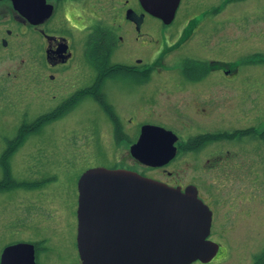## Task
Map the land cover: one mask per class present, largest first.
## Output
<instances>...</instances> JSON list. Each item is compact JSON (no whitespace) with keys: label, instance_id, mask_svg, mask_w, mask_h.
<instances>
[{"label":"flooded vegetation","instance_id":"1","mask_svg":"<svg viewBox=\"0 0 264 264\" xmlns=\"http://www.w3.org/2000/svg\"><path fill=\"white\" fill-rule=\"evenodd\" d=\"M236 2L244 4L237 5V9L231 7ZM16 6L25 12L28 9V15H23ZM178 12L185 20L176 37L175 33L165 39L152 37L147 17H154L168 26ZM118 18L124 22L120 26L124 35H116L111 26ZM173 38L175 46L166 49L165 43ZM126 39L131 46L126 52L131 62H112L114 51ZM187 42L191 49L184 53L180 50ZM262 42L264 0H178L173 19L168 23L149 13L139 0H0V66L10 61L6 68H0V118L5 125L9 116L14 122L10 123L14 127H6V133L0 138L3 144L0 148V192L16 194L22 188L35 190L49 184L47 177L27 180L14 174L20 164L18 152L31 139L41 134L49 135L53 124L76 118L75 111L86 103L94 104L106 115L109 123L102 126L110 125L116 154L122 142L128 143L130 154L135 140L110 100L108 86L100 83V71L87 56L91 44L102 45L109 65L123 66L122 73L142 84L149 81L152 66L147 64L139 49L148 50L151 55L163 51V56H168L169 50L181 52L178 55L182 60L180 71L190 83L178 85L174 92L176 118L182 128L196 121L209 123V129L184 139L175 134V154L167 164L188 153L213 147L208 150L203 165L214 169L229 153V149H222L227 145L235 152L256 156L258 164L264 166ZM85 60L92 70L85 69ZM33 102L38 106H33ZM101 127L95 123V140L100 136ZM139 134L140 130L136 140ZM97 147L104 146L98 142ZM40 151L35 148L29 153L33 161L25 167H36ZM167 164L145 166L164 168ZM96 166H88L80 172ZM101 166L132 170L114 162ZM81 173L71 187L72 196L67 197L62 190L55 196V206L42 208L46 211L0 217V264H82L77 243V181ZM138 173L181 189L195 186L199 199L211 211L207 236L211 240L215 215L210 207L213 198L208 193L203 195L191 180L184 181L168 171L167 176L149 175L145 170ZM224 196V203L233 201L230 196ZM9 247L14 248L5 251Z\"/></svg>","mask_w":264,"mask_h":264},{"label":"rangeland","instance_id":"2","mask_svg":"<svg viewBox=\"0 0 264 264\" xmlns=\"http://www.w3.org/2000/svg\"><path fill=\"white\" fill-rule=\"evenodd\" d=\"M243 4L236 2L232 3L231 7L236 8L237 5ZM117 9L121 11L120 7ZM184 20L185 16L181 12L176 14L173 22L168 26H163L154 17L146 18L147 26L155 39H165L170 33H175L176 37ZM123 23L118 18L111 25L116 35H124L120 31V26H123ZM174 38L171 41L167 40L166 49L175 46ZM261 46L264 47V42L261 43ZM130 49L129 40L126 39L114 51L112 62L125 64L131 62V59L126 55ZM189 49H191V44L187 42L180 51L188 53ZM180 51L169 50L168 56H163L165 54V52L162 53L163 51L151 55L148 50L139 49L138 52H141L140 54L147 64L152 66L149 81L143 84L122 72H116L109 78L106 77L104 84L110 90V100L116 105L120 118L124 120L125 127L128 132L132 133V138L135 141L143 125L162 127L182 139L209 129L207 128L209 123L198 124L196 121H192L182 128L176 118L178 109L173 103L175 101L174 92L178 85H189L190 83V80L185 78L180 71L182 62L181 57L178 56L181 54ZM230 53H232L231 46ZM174 55L177 56L174 57ZM229 57H232V54ZM81 58L79 56V59ZM7 61L2 63L3 66L0 68H6L10 64V61L8 64ZM85 64L87 71L92 70L87 61ZM261 67L263 71L260 72L264 73V65ZM35 101L37 100L35 99ZM32 105L38 106V103L33 102ZM74 114L76 117L74 119L53 124L49 135L41 134L35 137V140L31 139L23 144L18 152L20 164L14 174L20 179L27 180L47 177L50 182L45 187L43 186L44 188L35 190L22 188L16 194L9 191L0 192V217L3 214L46 211L42 208L55 206V196L62 190L67 197L72 196L71 187H74L78 174L84 168L114 162L116 165H127L137 172L145 170L147 174L154 176L158 173L167 176L166 172L168 171L184 181L191 180L202 193L204 192L203 195L206 196L208 193L213 198L210 207L214 212L215 220L209 238L219 243L220 248L210 260L206 262L196 260L191 264H252L256 256L264 250V173L263 176L258 177V174L264 171V166L258 164L256 156L250 157L246 153L235 152L233 147L226 145L222 149H229V153L224 156L223 162L214 169L203 165L205 158L208 157V150L213 147L199 153L180 156L167 164L165 169L153 168L139 164L131 157L128 143L122 142L118 147L120 148L118 154H116L110 125L102 126L109 123L108 119L103 111L94 104L86 103ZM6 120L7 124L5 125L0 118V138L6 133V127H14L10 124L14 123L11 116ZM95 123L98 128L102 126L98 137L99 141L93 138ZM98 142L105 147H102L104 150L97 147ZM2 145L0 141V148ZM35 148L41 150L36 156H41V158L35 162L36 167L27 168L25 166L31 165L32 160L28 155ZM249 159L250 161H248ZM224 195L230 196L233 201L228 204L224 203L222 199L225 197Z\"/></svg>","mask_w":264,"mask_h":264},{"label":"water","instance_id":"3","mask_svg":"<svg viewBox=\"0 0 264 264\" xmlns=\"http://www.w3.org/2000/svg\"><path fill=\"white\" fill-rule=\"evenodd\" d=\"M139 2L165 23L178 4ZM176 138L170 130L143 125L130 154L145 165L162 166L174 157ZM77 190L82 264H189L218 252V244L207 239L211 211L193 185L181 189L134 170L96 166L81 173Z\"/></svg>","mask_w":264,"mask_h":264},{"label":"trees","instance_id":"4","mask_svg":"<svg viewBox=\"0 0 264 264\" xmlns=\"http://www.w3.org/2000/svg\"><path fill=\"white\" fill-rule=\"evenodd\" d=\"M97 45V44H95ZM91 44L87 49V56L94 67L100 71L101 77L99 78L100 83L103 85L106 77H111L115 75L116 72H123V66L113 64L109 65V60L107 57V52L104 51L103 46H95ZM101 46V49H100ZM117 69L116 71L114 69ZM24 138V136H23ZM22 138V140H23ZM252 264H264V250L261 251L255 258Z\"/></svg>","mask_w":264,"mask_h":264}]
</instances>
